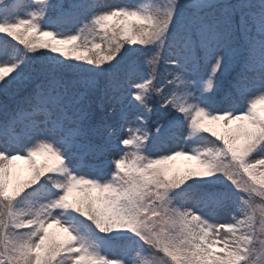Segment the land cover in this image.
I'll use <instances>...</instances> for the list:
<instances>
[{"label":"snow or ice","instance_id":"1","mask_svg":"<svg viewBox=\"0 0 264 264\" xmlns=\"http://www.w3.org/2000/svg\"><path fill=\"white\" fill-rule=\"evenodd\" d=\"M0 97V264H264V0H0Z\"/></svg>","mask_w":264,"mask_h":264},{"label":"rangeland","instance_id":"2","mask_svg":"<svg viewBox=\"0 0 264 264\" xmlns=\"http://www.w3.org/2000/svg\"><path fill=\"white\" fill-rule=\"evenodd\" d=\"M109 2H110V3H125V2H127V3H132V2H134V0H109ZM9 39H10V38H9ZM13 42H14V41H13ZM239 106H240L241 108H243L245 105H244L243 103H241ZM18 163L22 165L23 162H18Z\"/></svg>","mask_w":264,"mask_h":264},{"label":"trees","instance_id":"3","mask_svg":"<svg viewBox=\"0 0 264 264\" xmlns=\"http://www.w3.org/2000/svg\"><path fill=\"white\" fill-rule=\"evenodd\" d=\"M0 99H2V97H0Z\"/></svg>","mask_w":264,"mask_h":264}]
</instances>
